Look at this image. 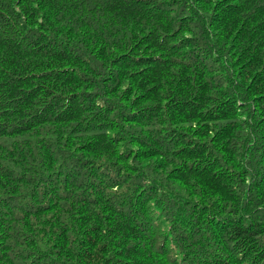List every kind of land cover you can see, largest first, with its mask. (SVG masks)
Segmentation results:
<instances>
[{
    "label": "trees",
    "instance_id": "1",
    "mask_svg": "<svg viewBox=\"0 0 264 264\" xmlns=\"http://www.w3.org/2000/svg\"><path fill=\"white\" fill-rule=\"evenodd\" d=\"M0 264H264V0H0Z\"/></svg>",
    "mask_w": 264,
    "mask_h": 264
}]
</instances>
